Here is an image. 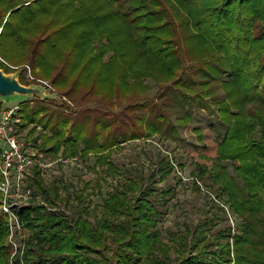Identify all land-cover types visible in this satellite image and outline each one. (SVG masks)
<instances>
[{
	"label": "trees",
	"instance_id": "obj_1",
	"mask_svg": "<svg viewBox=\"0 0 264 264\" xmlns=\"http://www.w3.org/2000/svg\"><path fill=\"white\" fill-rule=\"evenodd\" d=\"M0 55L7 73L23 70V84L30 85L23 78L29 65L77 105L99 106L74 117L57 105L64 101L20 104L23 128L42 125L53 133L46 143L55 155L77 158L58 169L95 156L97 167L123 176L112 157L125 143L177 139L166 107L148 95V79L161 100L170 92L181 108L211 110L208 100L218 102L221 86L226 97L218 103L229 124L222 142L194 155L195 172L211 189L201 219L171 232L172 243L159 229V198L167 192L151 186L155 171L130 174L105 193L98 179L101 203L94 205L90 182L47 184L34 167L42 201L20 212L28 236L13 264H264V0H0ZM128 99L135 101L128 110L145 112L117 120L109 111ZM226 161L238 163L236 176ZM173 169L163 164L161 180ZM10 246L8 223L0 220V264H11Z\"/></svg>",
	"mask_w": 264,
	"mask_h": 264
},
{
	"label": "rangeland",
	"instance_id": "obj_2",
	"mask_svg": "<svg viewBox=\"0 0 264 264\" xmlns=\"http://www.w3.org/2000/svg\"><path fill=\"white\" fill-rule=\"evenodd\" d=\"M22 66L23 65L19 67ZM26 67V71L23 73V78L28 83L33 84L35 82L40 83V81H46L35 77L36 75L33 74V70L29 65H26ZM31 76H33L34 79H32ZM195 76L197 77V75ZM226 79L227 77L224 78V80ZM46 82L54 87L51 82ZM145 84L150 85L151 90L148 92V95L155 99V104H164V107H166L165 110L169 114L173 126L178 129L177 139H167L165 137L156 136L153 139L143 138L138 141L125 143L123 147L118 148L114 152L112 157L119 170L123 171V176H114L107 171V166L97 167V158L95 156L89 157L87 159L81 157L79 160V167H64V169L61 167L58 169V166H56L55 168L50 169L51 172L42 171V175L44 176L43 178H45L47 184L53 181L54 178L61 180L72 179L75 181V183H80L83 185L87 182H90L92 184L93 190H91L92 188L90 189V195L88 198L94 203V205H98V203H101L100 200L102 195V191L99 192L97 187L96 182L98 179L102 178V189L104 191L103 193H105L111 189L112 185L116 186L118 184H124V182L127 180V176L130 174L134 175L136 173L142 172L141 174L149 177L153 171H155L157 173L156 183H153V185L151 184V186L153 189H157L161 195H163L164 191L167 192L165 195V200H163L164 198L162 196L159 198L160 208L163 213V220L161 221L159 229L163 235V239L168 243H172L171 232L180 229L183 226V223L198 221L201 219V216H203V207L207 204L206 194L208 195V191L211 189V182L209 179L204 182L195 172L196 164L194 155L201 153V148L203 146H209L210 143L214 144L216 141L222 142L225 139L229 124L222 121V113L220 112V106L218 102L226 97V92L221 86L216 87V97H218V102H216L212 97L209 98L208 103L211 104V110H206L201 106L181 108L180 106L176 105V99L172 97L170 92H167L168 96L161 100L159 97V87L155 80L148 79ZM63 96L66 98V100H64L65 103H57V105L66 109V111L71 113V115L74 117L83 113L88 107H99L96 103H93V101H91L92 103L90 102L77 105L65 95ZM25 99L26 97L24 96H15L9 100H11L14 104H20ZM134 102L135 101L131 99L125 100L123 102L118 101L109 112L116 116L117 120L118 116L122 117L124 114H140V112L143 110H128L130 109L131 104ZM4 106L12 105L5 104ZM74 108L75 111L73 112ZM249 108L251 110L256 109V106L250 105ZM108 110L109 109H105L104 111ZM109 112L107 113L109 114ZM187 113L190 117L188 120L185 118ZM114 116L111 117L114 118ZM179 119H183V121L180 122ZM36 126L37 125L35 124L25 126L21 130L22 137L30 140L34 145L36 143L40 144L41 148L43 147L42 150L45 151L46 160H56L58 155L63 154V150L58 153V155H55L54 152L51 151L53 144L46 143V137H51L53 135L52 131L49 129H44L42 125H39L42 127V129L37 130ZM67 134H69V131ZM209 138L211 139L209 140ZM56 140H58V138L55 139V141ZM0 149H6V146L1 140ZM169 162L173 165L174 169L172 172H170L167 180L162 181V175L159 170L162 168L163 164L168 165ZM223 165L232 175L236 176V167L238 163L226 161L223 163ZM167 170H169V168H167ZM48 174L50 176H46ZM196 181L200 183V192L195 191ZM145 184L149 185V182ZM30 185L34 187L35 191L37 185L35 187L34 182H30ZM171 189L172 192L170 191ZM35 194L36 193L34 192V198L32 201H34V199L35 201L37 199L42 201L40 196L36 199ZM212 197L215 199V196ZM3 216V212L0 208V220H4ZM236 223L237 221H234L231 217L230 224L234 228ZM222 227H224V225ZM9 252L10 263L13 264L17 258V254L13 252L12 247L9 248Z\"/></svg>",
	"mask_w": 264,
	"mask_h": 264
},
{
	"label": "built area",
	"instance_id": "obj_3",
	"mask_svg": "<svg viewBox=\"0 0 264 264\" xmlns=\"http://www.w3.org/2000/svg\"><path fill=\"white\" fill-rule=\"evenodd\" d=\"M7 63L0 55V62ZM18 69L17 67H14ZM34 79L33 76H31ZM39 84L47 86L48 92H57L60 99L66 98L46 81ZM75 108L73 109V112ZM25 125L24 115L20 105H0V136L4 140L6 149L0 151V193L3 219L7 221L9 228V242L15 254L24 253L25 239L28 229L20 218L22 209L32 204L34 187L32 183L33 169L39 167L43 172H51L50 169L62 165H71L77 161L76 157H64L59 155L56 160L48 161L41 145H35L22 137L21 130ZM41 130V126H36Z\"/></svg>",
	"mask_w": 264,
	"mask_h": 264
},
{
	"label": "water",
	"instance_id": "obj_4",
	"mask_svg": "<svg viewBox=\"0 0 264 264\" xmlns=\"http://www.w3.org/2000/svg\"><path fill=\"white\" fill-rule=\"evenodd\" d=\"M23 70L13 73H7L5 69L0 66V105H20L28 100L39 98L41 101L60 99V95L57 92H48L47 86L43 84H30L26 85L21 82V74ZM15 96H24L26 99L20 104H14L11 100ZM0 140L3 141L0 136ZM2 149H0L1 151Z\"/></svg>",
	"mask_w": 264,
	"mask_h": 264
}]
</instances>
